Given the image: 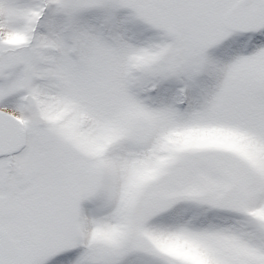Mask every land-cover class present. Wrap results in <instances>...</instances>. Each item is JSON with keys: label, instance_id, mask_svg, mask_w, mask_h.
I'll return each instance as SVG.
<instances>
[{"label": "snow or ice", "instance_id": "6c2138e0", "mask_svg": "<svg viewBox=\"0 0 264 264\" xmlns=\"http://www.w3.org/2000/svg\"><path fill=\"white\" fill-rule=\"evenodd\" d=\"M0 264H264V0H0Z\"/></svg>", "mask_w": 264, "mask_h": 264}]
</instances>
